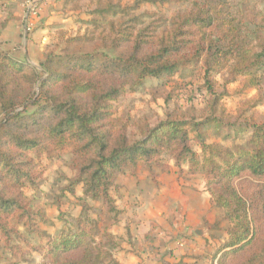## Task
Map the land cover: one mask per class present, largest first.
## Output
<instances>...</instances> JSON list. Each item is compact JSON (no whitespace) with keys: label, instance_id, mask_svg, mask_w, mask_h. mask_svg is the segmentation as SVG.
Returning <instances> with one entry per match:
<instances>
[{"label":"trees","instance_id":"1","mask_svg":"<svg viewBox=\"0 0 264 264\" xmlns=\"http://www.w3.org/2000/svg\"><path fill=\"white\" fill-rule=\"evenodd\" d=\"M171 0H142L165 3ZM183 14L163 20L110 19L88 34L70 37L60 53L47 52L39 66L0 52V249L23 259L28 236L46 239L39 249L42 264H104L114 260L108 248L115 238L98 235L97 221L87 215L71 228L51 235L48 222L26 186L38 189L42 157L55 159L66 149L74 176L67 187L122 213L116 197L119 176L138 164L169 173L203 174L214 205L229 222L228 240L218 249L217 264H264V122L254 121L243 145L210 141L214 118L192 121L168 114L157 124L137 127L116 117V101L129 90L153 81L163 86L197 70L209 82L227 71L244 91L264 88V0H183ZM233 1V2H232ZM263 8H260V6ZM236 7V8H235ZM118 17V10H100ZM104 24V23H101ZM101 42L105 50L79 49ZM109 45V46H107ZM74 46L72 49L71 47ZM108 47V48H107ZM254 102L263 98L256 95ZM219 98H214L213 110ZM27 245L25 248L23 245ZM4 255L0 254V262ZM185 254L172 263L197 264Z\"/></svg>","mask_w":264,"mask_h":264},{"label":"rangeland","instance_id":"2","mask_svg":"<svg viewBox=\"0 0 264 264\" xmlns=\"http://www.w3.org/2000/svg\"><path fill=\"white\" fill-rule=\"evenodd\" d=\"M114 9L119 11L118 17H112L107 12L103 15L99 13L100 10L111 12ZM187 9L188 4L183 0L162 4L143 3L142 0H0V52L8 51L14 58L26 59L38 67L47 52L60 53L67 38L88 34L95 26L97 29V24L105 27L108 20L118 18L131 24L130 20L135 17L138 22L146 23L151 18L171 20ZM84 45L77 44L79 49H106L101 42ZM209 80L207 82L203 70H197L186 79L177 76L163 86L150 81L145 86L129 90L116 101V117L129 124L132 138L136 136L137 127L144 123L155 125L168 114L192 121L211 117L221 124L223 132L218 135L212 126L210 141L220 142L227 147L243 145L250 136L252 122H264V88L244 91L240 81H233L227 71L213 73ZM257 94L263 98L262 101L254 102ZM214 98H219L216 110L212 107ZM71 158L70 149L64 150L55 159L42 157L44 174L39 180L38 189L34 190L29 185L25 187L26 193L35 195L37 206L46 213L48 222L42 223L41 227L47 233L57 235L71 228L76 218L87 215L97 221L100 237H104L105 232L113 234L111 230L119 232L113 234L118 247L108 245L114 255L122 244L130 240V229L134 223H137L138 233L142 231L141 234H148V229L154 226L157 234L163 233L165 236L159 242L165 255L176 250L178 256H190L191 262L217 264L218 249L229 237V222L224 218V212L212 202L203 174H191L187 166H183L182 172H179L172 163L171 171L166 173L169 175L167 180L158 181L163 173L159 170L152 178L148 169L142 167L133 179L129 169L126 172L129 176L125 177L116 197L122 213L114 214L101 202L82 195L81 186L77 187L76 194L67 190L74 176L70 168ZM171 173L176 175L175 179H172ZM129 180L133 183L130 184ZM134 180L138 181L139 186L134 185ZM189 190L192 191V196L188 198L191 206L210 204L199 216L195 213L193 220L187 217V213L177 214L174 203ZM148 216L150 219H147ZM197 226L196 230H203V234L196 233L194 227ZM140 235L135 238L142 239ZM28 240L32 248L22 243L29 249L25 258H12L8 252L0 249V254L4 255L0 264H42L39 249L46 244V239L31 235ZM104 264L119 263L114 259Z\"/></svg>","mask_w":264,"mask_h":264},{"label":"crops","instance_id":"3","mask_svg":"<svg viewBox=\"0 0 264 264\" xmlns=\"http://www.w3.org/2000/svg\"><path fill=\"white\" fill-rule=\"evenodd\" d=\"M140 168H142V166L141 164H138L136 167V173L134 175L132 174V178L133 176H137V172ZM126 176H129L128 173L119 176L118 181L121 185H124V179ZM170 176L172 179H175L176 177L174 173H171ZM168 177L169 175L162 173L159 176L158 181H166V178ZM129 183L132 184L133 182L129 180ZM138 184V181L134 180V185L139 186ZM191 193V190H189L187 194L182 193L179 199H176L174 203H176L175 208L177 209V214L183 213L184 215L187 213V215L189 214L187 217H191V220H193L195 218V213L199 216V214L204 212V209L209 207L210 204L203 203L202 205L197 204L195 206H191V203L188 202V198L192 196ZM196 194L199 196L198 193ZM204 194H206V192ZM174 216H176V213ZM174 216L173 219L177 220V217ZM147 219H150V217L148 216ZM150 228V230L148 229V234H141L142 231L138 233L139 230L137 229V223H134L133 227L130 229L132 236L130 237V240L122 244V248L117 250L114 254L115 261L119 264H167L177 261L180 256L176 254V250L174 252H168L166 255L163 253V246L159 245L160 240L165 238L163 233L157 234V229L154 226ZM197 228L198 226L194 227V230L196 231ZM111 232L113 234L119 233L115 230H111ZM139 235L142 236V239L139 237L138 239L135 238ZM130 242H133V244Z\"/></svg>","mask_w":264,"mask_h":264},{"label":"water","instance_id":"4","mask_svg":"<svg viewBox=\"0 0 264 264\" xmlns=\"http://www.w3.org/2000/svg\"><path fill=\"white\" fill-rule=\"evenodd\" d=\"M196 233L200 235V234H203L204 232H203V230L198 229V230H196Z\"/></svg>","mask_w":264,"mask_h":264}]
</instances>
